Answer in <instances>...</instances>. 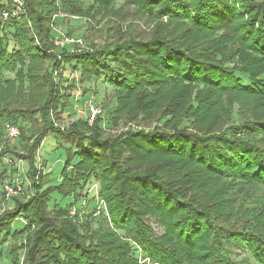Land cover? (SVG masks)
Masks as SVG:
<instances>
[{"label": "trees", "instance_id": "1", "mask_svg": "<svg viewBox=\"0 0 264 264\" xmlns=\"http://www.w3.org/2000/svg\"><path fill=\"white\" fill-rule=\"evenodd\" d=\"M22 1L6 21L0 5V183L20 157L33 189L0 214L9 264H264V0ZM125 9L152 28L106 21ZM57 17L83 20L86 46L56 47ZM97 81L114 104L60 128ZM52 133L80 145L46 186ZM92 183L112 229L68 215Z\"/></svg>", "mask_w": 264, "mask_h": 264}, {"label": "rangeland", "instance_id": "2", "mask_svg": "<svg viewBox=\"0 0 264 264\" xmlns=\"http://www.w3.org/2000/svg\"><path fill=\"white\" fill-rule=\"evenodd\" d=\"M77 19V18H76ZM106 21L110 24L111 26L115 25H120V27L125 30L128 25H135V31L137 34H141L142 32H148L149 29L152 28V25L149 23H146L144 20H139L135 18L134 13L132 10H120L119 13L115 15H110L106 17ZM56 22V21H55ZM67 21H64L61 26H56L54 33L56 36L67 35L70 38H73L74 40H81L83 45L86 46L87 41L83 39L84 37L88 36V33H86V26H83V20H74L67 24ZM104 22V20L102 21ZM94 24V23H93ZM109 25V26H110ZM91 26H93L91 24ZM94 27L96 29H101V25L96 26L94 24ZM99 40V39H98ZM96 89V94L92 96L91 94L86 97V99L83 101V104L77 105L76 109L75 106L73 107L75 113L73 114L72 112H69L68 114L65 115L63 125L60 128H66L69 124L72 122L76 121L78 118H85V111H84V106L85 103L90 99L94 98V102L101 110H103L104 106L108 105L111 106L114 104V95H113V90L108 87L107 85L103 84L100 81H97L95 86L93 87ZM77 94V93H76ZM92 96V97H91ZM244 100V99H243ZM246 100V101H245ZM242 102V105L248 106L247 101H253L252 99L248 100L245 99ZM101 114H103L101 112ZM107 122L104 120V127L107 129L109 127V124L105 123ZM10 125V124H8ZM6 125L4 130H3V139H2V145L3 146H9L10 148L13 147V145H17L20 140V126L17 124H11L17 127L18 132L17 136L14 139H9L8 138V133L6 130ZM113 133V132H112ZM79 142L74 139L70 138L66 134H60L56 135L55 133L49 134L46 136L44 141L42 142L41 146L38 149V152L36 154V168H37V173L36 176L37 178L39 176H43L45 180H47L46 186H53L56 185L59 179L60 172L62 170L63 164L66 159V149L71 148L72 150H75L74 147L79 146ZM5 164L9 166L8 168L10 169L8 177L3 178L0 183V214L7 212L11 208V200L14 198L17 199H24L26 196H28L30 193L33 195V189L30 190L31 187V182L28 179L26 173H27V163L26 160L20 158V157H9L5 158ZM10 161V163H8ZM36 178V179H37ZM20 185L18 189L19 191L17 195H12V197H7V195L13 194V191L11 187L13 184L16 185V182ZM44 186V187H46ZM97 189H98V184L92 183L89 187L88 190V197L85 199H82L77 205H71L69 210L71 208L75 209V219L78 220V222H82L85 218V215L91 212V220L94 222V224H99L103 222L104 220L107 221L108 228H113L112 224L110 223L109 215L107 212V208L105 203L103 202V209L99 210V214H95L97 212L96 208V202L100 199V197L96 196L97 194ZM53 199L57 197L56 193H53L51 196ZM71 213L68 212V215ZM103 220V221H102ZM148 228L152 230V232L155 234L156 237H159L163 233V229L160 226V224L153 218H147L144 222ZM16 225L14 226V228ZM18 228V226H17ZM122 236V234H121ZM125 240V239H124ZM130 243V239L125 240ZM136 256L139 257V253L135 252ZM140 261V260H139ZM0 264H9L8 259L5 256V250L0 249Z\"/></svg>", "mask_w": 264, "mask_h": 264}, {"label": "built area", "instance_id": "3", "mask_svg": "<svg viewBox=\"0 0 264 264\" xmlns=\"http://www.w3.org/2000/svg\"><path fill=\"white\" fill-rule=\"evenodd\" d=\"M0 5H3L4 7H6L5 9H3L1 11V18L6 21L8 20L10 17H18L19 14H21L23 12V1L22 0H0ZM53 44L56 47H63V46H71V45H76L79 48H83L84 45L82 43L81 40H74L73 38H70L68 36H64V35H60V36H56L55 39L53 40ZM78 95V94H77ZM76 95V96H77ZM76 109V106H75ZM84 111H85V115H86V120L87 123L89 125L92 124V122L94 121V119L98 116L101 115L102 110L99 108V106H97L95 104V102L93 101V98H90L84 106ZM7 130V135L8 138L14 139L17 136V132L18 129L17 127H15L14 125H8L6 127ZM8 163H10V161H8ZM15 184H13V186L11 187L13 194H9L6 196L7 197H12V195H17V193L19 191H21L20 189H18V185H20L18 183V181L16 182L17 186H14ZM96 208L98 209L97 212L95 214H99V210L103 209V202L102 200H99L96 202ZM70 216H75V209L71 208V210L69 211Z\"/></svg>", "mask_w": 264, "mask_h": 264}, {"label": "crops", "instance_id": "4", "mask_svg": "<svg viewBox=\"0 0 264 264\" xmlns=\"http://www.w3.org/2000/svg\"><path fill=\"white\" fill-rule=\"evenodd\" d=\"M60 17H62V16H60ZM73 19H74V20H78V19H76V18H68V19L66 20V21H67L66 23H67V24L71 23V22L73 21ZM57 20H59V17L55 18V21H57ZM58 22H59V21H58Z\"/></svg>", "mask_w": 264, "mask_h": 264}]
</instances>
